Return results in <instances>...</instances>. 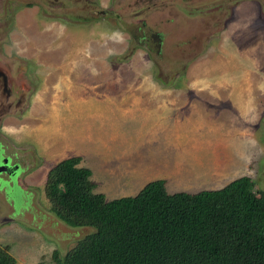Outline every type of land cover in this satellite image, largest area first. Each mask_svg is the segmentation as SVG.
I'll return each instance as SVG.
<instances>
[{
	"label": "rangeland",
	"instance_id": "rangeland-1",
	"mask_svg": "<svg viewBox=\"0 0 264 264\" xmlns=\"http://www.w3.org/2000/svg\"><path fill=\"white\" fill-rule=\"evenodd\" d=\"M249 1L253 7L243 6ZM254 10L258 24H264V0H0V72L14 97L8 108L3 109L6 111L0 114V162L6 158L11 167L19 165L15 170L21 169L12 182L5 184L6 174L0 173V244L8 245L15 264H52V251L63 253L82 234L69 230L49 213L44 194L47 171L62 157L78 155L82 159L88 147L87 143L84 147L82 142L77 145L75 141L60 154L50 156L52 146L44 145L49 139L50 115H65L63 102L70 100L66 93L71 96L73 90H90L92 94L89 102L86 100L82 105L84 108L75 112L83 118L74 120L73 124L80 126L76 129L89 119V113L106 105L103 100L110 97V91L171 90V95L164 92L163 96L176 95L177 98H170L169 111H164L167 127L174 124L180 129L176 141L164 144L163 138L155 140L159 135L158 131H153L157 123L153 124L151 134L147 128L137 129L136 140L139 144L149 141L148 146L138 144L147 153H150L147 148H157L158 143L165 147L175 144L185 149L187 156L176 171L161 170L153 163L145 180L162 179L171 190L177 191L217 188L237 176L246 175L256 187L264 190V94L244 98L246 102L231 106V110L226 107L227 97L221 96L227 90L221 84L227 73V56L241 63L242 70L248 74L258 65L253 56L241 55L247 44L233 41L242 36L248 23L249 28L252 26L251 18H245ZM238 18L247 24L241 28ZM232 23L237 25L232 30L226 28ZM44 31L46 33H42ZM55 31L61 34L54 37ZM152 33L160 37L158 48L150 37ZM38 38L45 46L59 39H63L64 44L68 39V43L85 48L74 54H80L79 59L83 55L87 63L97 59L89 64L88 79L73 83L72 76L66 73V77L50 76L54 67L35 46ZM94 62L103 65L100 77L90 74L94 75ZM257 70L260 71L258 67ZM234 73L240 70L234 68L230 74ZM212 85H219L221 93L218 98L211 94L203 102L205 107L215 111L214 116L208 117L210 121L196 119L197 114L193 116V109L186 103L191 101L196 107L195 100L201 96L194 90H205L202 95L206 96L207 91L216 88ZM263 85L264 82L260 87ZM248 86L254 91L257 82L251 81ZM18 95H22V99L14 108ZM2 97L0 95V111L4 104ZM223 106L228 112L221 110ZM152 109L158 111L159 108L149 107V111ZM126 121H120V126ZM19 123H22L20 127ZM103 123L106 129H112L107 122ZM135 123L138 128L139 122L135 120ZM100 124L96 114L93 120L89 119L90 132L96 137V145L90 146L102 152L100 156L104 158L106 154L101 146L109 141L103 134L106 129L100 128ZM37 127L41 132L35 136ZM6 128L10 135L4 133ZM64 132L60 127L57 130L59 135H65ZM198 133L202 134L200 139L196 138ZM195 138L198 143L190 145L189 141ZM113 148L119 150L111 145ZM91 153L99 156L98 152ZM124 184L127 183L121 181L111 185L100 177L94 191H109L105 195L107 198L115 193L111 189L119 185L115 189L119 191ZM132 192L129 187L121 190L122 194Z\"/></svg>",
	"mask_w": 264,
	"mask_h": 264
},
{
	"label": "trees",
	"instance_id": "trees-1",
	"mask_svg": "<svg viewBox=\"0 0 264 264\" xmlns=\"http://www.w3.org/2000/svg\"><path fill=\"white\" fill-rule=\"evenodd\" d=\"M79 161L64 158L46 173L49 213L82 233L52 251V264H264V190L250 177L193 193H169L155 179L105 200ZM0 264H15L6 244Z\"/></svg>",
	"mask_w": 264,
	"mask_h": 264
},
{
	"label": "crops",
	"instance_id": "crops-1",
	"mask_svg": "<svg viewBox=\"0 0 264 264\" xmlns=\"http://www.w3.org/2000/svg\"><path fill=\"white\" fill-rule=\"evenodd\" d=\"M243 6L250 7L254 6L252 1H249V4H245ZM251 18V24L252 26L249 28L246 21H244L242 18H238V24L242 28L245 26V31L242 34L240 38H237L233 41L235 42H241L243 45L247 44V49H243L241 51V55H247L249 57L253 56L257 61L258 67L260 69L257 70V72L254 71L252 74L245 73L244 70H242L241 63H238L232 59V56H227L226 62H225V77L221 81L222 86L226 87L227 90L225 92L220 91L219 85H214L216 88L214 90H210L206 92V96H203L202 94H205V90H194V93H198L201 97H197L198 99L195 100V106L194 107L192 102L190 101L189 104L190 108L193 109L191 114L194 116V113L197 114L196 119H205L206 121H210L208 117L212 118L214 116V110L210 107H205L206 105L203 101L208 100L213 94L215 97L219 96L218 93H221L222 97H227L225 99V102L227 103V109L231 110V106L238 105L241 101L246 102L244 98H248L251 95L253 97H260L264 94V85L260 87L261 83L264 82V24L260 25L257 22L256 17V10H254L251 15L247 16L245 19L249 20ZM256 18V20H255ZM264 22V21H263ZM236 23H232L231 25L228 24L229 30H232L234 26H236ZM41 31H36L37 34H41ZM46 33V31L42 32ZM54 37L58 34H61L60 32L55 31ZM29 32L27 33V35ZM80 35V34H78ZM229 39L230 37H226ZM63 39H59L55 43L48 44L45 46V43L38 38L37 44H35L36 47H39V51L42 52V57H45V60L48 61V64L52 65L54 69L50 71V76L52 77H66L67 75H71L72 82H80L83 80H87L89 71H91L88 67L90 62H93L97 59H92L91 61L86 62L84 60L83 55H81V58L79 59V55L76 51L78 49H85L83 47H79L76 44L68 43V39L64 41V44L62 42ZM90 41V40H89ZM88 41V42H89ZM83 43V42H82ZM99 46V44H98ZM252 58V57H251ZM219 60V58H218ZM97 62V61H96ZM95 64V72L90 73L91 76H97L100 77V75H103V65L101 63ZM250 63V62H249ZM100 65V66H99ZM240 70V73H234L230 74V71L233 69ZM94 71V69H93ZM259 71V72H258ZM67 75H66V74ZM116 76V77H120ZM256 78V79H255ZM257 82V89L254 91H251L249 89L248 83L249 82ZM213 86V85H212ZM213 86V87H214ZM166 92V94H172L171 90H153V89H134V90H113L110 91V97L108 99L103 100L106 105L101 106L99 108H96L95 113L91 114L88 112V108L85 106V111L90 114L89 119L91 118L93 120V115L96 114L97 118L101 121L100 128L103 126V128L106 129L107 126L104 125V121L109 124V126L112 127V129H106L103 134L106 136L107 141H109V144H106V141H104V144L101 146L104 148V152L106 156L103 158L100 156L102 152L94 150L90 145L94 146L96 145V137L91 134L90 127H89V119L87 121L84 120L81 124L80 129H76L80 126L78 124H73L74 120H79L82 118V115H76L75 112L78 110H82L84 107H82L83 104L86 103V100L89 102L90 97L92 96L90 90H73L71 92V96L67 94L68 98L70 100H66L63 102V110L65 112V115H50V131H49V139H46L47 142L44 143L46 147L52 146V149H49V155L51 156L55 154V156L60 154L61 150H64V148H67V146H71L73 142L76 141L77 145H82L85 147V144H88V147H85V152L81 155L82 159H80V162L78 165L81 164V160H83V164H81V167H85L89 169L90 171V178L91 181L96 185L98 183V180L100 177H103L105 181L110 183L111 185L120 184L121 181H125L127 184H124L125 186H121L120 190H115L119 187V185H116L114 189H111L110 191H114L115 193L111 197H105L109 193V191L105 190H99V193H102L105 197V200H111L118 197L123 196H133L135 195L147 182V180L144 179V177L148 174V169L153 168L152 164L155 163L161 170H166L169 172L170 169H174L176 171L180 168L184 160V158L187 156L185 155L186 151L183 148H178L175 144L164 146L161 143H158L157 148H147V151H150V153L145 152V150L138 147L139 142L136 140L138 137L139 131L137 129H148L149 133L151 134V130H153L154 123H157V127L155 126V130L158 131L159 135L154 138L155 140H159L160 138H163L164 144H169V141L173 140L174 142L178 138V132L180 129H178L174 124L171 128L167 127L166 123L168 121V118H164V111H169L170 105L172 102L170 101V98L175 99L177 98L176 95H172V97L163 96V93ZM215 92V94H214ZM174 94H177L176 92ZM179 94V93H178ZM208 94V95H207ZM66 96H63L65 98ZM218 98V97H217ZM99 100H101L99 98ZM107 100V102H106ZM212 101V100H211ZM213 102V101H212ZM215 102V101H214ZM209 103V102H208ZM108 104L112 105V107L108 106ZM210 105V104H207ZM144 106L145 110L141 109V107ZM155 107L158 109V111L152 109L149 111V107ZM197 108V109H195ZM225 112H228L225 107L223 106ZM146 112L142 115V113ZM180 113V112H179ZM154 115V117H153ZM231 115V114H230ZM216 116V114H215ZM103 119V122L102 120ZM126 121L127 123L123 125V127L120 126V121ZM130 120V121H129ZM135 120L139 122V126H135L137 123H135ZM179 122L182 120L179 116ZM79 123V122H78ZM114 123V124H113ZM22 123H19L18 126L20 127ZM200 124V123H199ZM60 125V126H59ZM117 125V128L115 127ZM61 128L63 131H65V135L61 134L59 135L57 133L58 128ZM41 128V127H40ZM9 128H6L4 130V133L6 134ZM76 130V131H75ZM74 131V132H73ZM161 132H164V134H161ZM40 129L37 127L35 128V136L40 133ZM68 132V134L66 133ZM73 132V133H72ZM89 134H88V133ZM10 133V132H9ZM7 133L8 135H10ZM91 134V136H90ZM46 135V134H45ZM89 136V138H87ZM194 136V134H193ZM45 137V136H44ZM202 137V134L198 133L196 135L197 139H200ZM206 137V134L205 136ZM209 137V134L207 135ZM191 139L190 145L197 144V140ZM88 139L90 140V143L88 142ZM150 140V137H149ZM82 142V144H81ZM149 141L146 143H141L139 145L148 146ZM111 145L119 147V150L117 148L111 149ZM150 147H152V143L150 142ZM136 146V147H135ZM162 147L159 149V147ZM122 147V148H120ZM49 148V147H48ZM62 148V149H60ZM115 149V152L113 150ZM56 152V153H55ZM91 152H98L99 156L93 155ZM170 152H173L175 154L171 155ZM75 153V152H74ZM71 155V154H70ZM119 155V156H118ZM72 156V155H71ZM78 156V155H77ZM80 156V157H81ZM154 156V158H153ZM152 157V158H151ZM64 158H67L66 156ZM63 159L60 158L59 160ZM154 159V160H153ZM58 160V161H59ZM150 161V162H149ZM241 176V175H240ZM237 176L236 178L240 177ZM235 179V178H234ZM155 180V179H154ZM233 180V179H231ZM230 180V181H231ZM151 181V180H150ZM226 184V183H225ZM225 184H222L220 187L213 188V187H205V188H197L194 190H186V189H180V190H171L168 185L165 184V188L169 193L178 192V191H192L190 193L199 191V190H213L223 187ZM129 187V190L134 191L131 194H122L121 190L123 188ZM136 189V191H135ZM96 191V190H95ZM98 192V191H97ZM108 192V193H107Z\"/></svg>",
	"mask_w": 264,
	"mask_h": 264
},
{
	"label": "flooded vegetation",
	"instance_id": "flooded-vegetation-1",
	"mask_svg": "<svg viewBox=\"0 0 264 264\" xmlns=\"http://www.w3.org/2000/svg\"><path fill=\"white\" fill-rule=\"evenodd\" d=\"M7 86H8V84L6 82V78L0 72V95H1V97L3 96L2 99H4V101H2L4 104H2V107H1L2 112L0 111V114H2L3 111H6V109L5 110H3V109L8 108V105H10L12 103L13 98H14L13 95L11 94L10 90H9V87H7ZM21 99H22V95L16 96V99L14 100V103H13L14 108H16L18 106V104L21 102ZM16 166L19 167V165H16Z\"/></svg>",
	"mask_w": 264,
	"mask_h": 264
},
{
	"label": "water",
	"instance_id": "water-1",
	"mask_svg": "<svg viewBox=\"0 0 264 264\" xmlns=\"http://www.w3.org/2000/svg\"><path fill=\"white\" fill-rule=\"evenodd\" d=\"M152 39L153 41L156 43V46L157 48L159 47V41H160V37L157 35V34H153L152 35ZM8 159L6 158H3L2 161L0 162V173L2 172L3 174H6V177L7 179L4 180V184L7 183V182H12V180L14 179L15 177V174L18 172L19 173V170H15L17 166L15 167H11L9 164H8ZM56 224H59V222L56 221ZM70 229H73V228H69ZM71 231H76V229H73Z\"/></svg>",
	"mask_w": 264,
	"mask_h": 264
}]
</instances>
